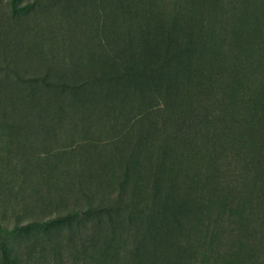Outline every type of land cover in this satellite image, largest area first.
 Masks as SVG:
<instances>
[{"label": "rangeland", "instance_id": "rangeland-1", "mask_svg": "<svg viewBox=\"0 0 264 264\" xmlns=\"http://www.w3.org/2000/svg\"><path fill=\"white\" fill-rule=\"evenodd\" d=\"M0 264H264V0H0Z\"/></svg>", "mask_w": 264, "mask_h": 264}, {"label": "bare ground", "instance_id": "bare-ground-1", "mask_svg": "<svg viewBox=\"0 0 264 264\" xmlns=\"http://www.w3.org/2000/svg\"><path fill=\"white\" fill-rule=\"evenodd\" d=\"M145 245V244H144ZM126 247V246H125ZM144 248V247H143ZM147 249V248H146ZM137 250V249H136ZM141 250V249H140ZM139 252V251H138ZM134 254V253H133ZM144 256V255H143ZM151 256V255H150ZM127 257V256H126ZM140 263V262H139Z\"/></svg>", "mask_w": 264, "mask_h": 264}]
</instances>
